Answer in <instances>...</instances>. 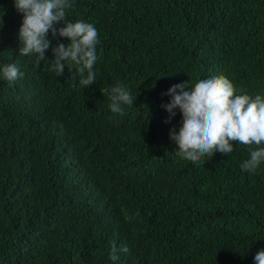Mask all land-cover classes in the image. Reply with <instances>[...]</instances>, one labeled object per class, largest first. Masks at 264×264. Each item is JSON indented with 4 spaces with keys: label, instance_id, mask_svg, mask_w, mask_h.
<instances>
[{
    "label": "trees",
    "instance_id": "trees-1",
    "mask_svg": "<svg viewBox=\"0 0 264 264\" xmlns=\"http://www.w3.org/2000/svg\"><path fill=\"white\" fill-rule=\"evenodd\" d=\"M70 3L66 19L100 38L86 88L75 68L49 70L51 47L39 68L19 54L23 16L0 0V66L24 74L0 79V264H255L264 163L242 171L238 142L228 155L179 158L169 131L182 116L165 123L161 105L171 86L218 75L264 96V0ZM116 82L137 98L114 114Z\"/></svg>",
    "mask_w": 264,
    "mask_h": 264
},
{
    "label": "clouds",
    "instance_id": "clouds-1",
    "mask_svg": "<svg viewBox=\"0 0 264 264\" xmlns=\"http://www.w3.org/2000/svg\"><path fill=\"white\" fill-rule=\"evenodd\" d=\"M14 7L23 16L19 28L21 56L33 57L34 67L39 68L51 47L50 71L63 75L66 66L75 68L80 75L79 84L86 88L96 83L94 65L97 60V45L100 43L97 28L83 20L70 22L66 10L72 7L70 0H13ZM3 12L0 11V24ZM62 24L61 27H57ZM57 36L67 43L51 46ZM51 37V39H50ZM85 73H87L85 75ZM16 63L0 66V79L9 83L23 77ZM109 109L121 113L124 105H133V97L123 82H116L107 90ZM233 82L224 75L189 80L171 86L166 93L170 100L161 105L169 114L168 123L179 109L182 116L179 130L169 131V139L178 146L177 155L183 160L200 162L204 157H213L216 152L230 154L238 142L247 146L249 158L240 168L254 173L264 163V96L254 98L248 94H237ZM62 129L63 125H59ZM118 249L112 244L110 259L117 261ZM119 251L127 252L124 245ZM255 264H264V249L255 257Z\"/></svg>",
    "mask_w": 264,
    "mask_h": 264
}]
</instances>
